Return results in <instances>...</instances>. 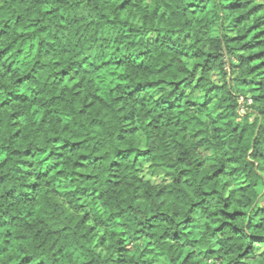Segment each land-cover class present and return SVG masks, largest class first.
<instances>
[{"label":"trees","instance_id":"16d2710c","mask_svg":"<svg viewBox=\"0 0 264 264\" xmlns=\"http://www.w3.org/2000/svg\"><path fill=\"white\" fill-rule=\"evenodd\" d=\"M162 256L264 264V0H0V264Z\"/></svg>","mask_w":264,"mask_h":264},{"label":"rangeland","instance_id":"374dc122","mask_svg":"<svg viewBox=\"0 0 264 264\" xmlns=\"http://www.w3.org/2000/svg\"><path fill=\"white\" fill-rule=\"evenodd\" d=\"M242 109H243V107H242ZM242 109H241V112H242ZM141 174H142L144 179H148L153 183H157V182H160L161 180H163V176L160 173H153V172L149 171L146 168V165L142 169ZM161 258H162L161 264H167L165 258L163 256Z\"/></svg>","mask_w":264,"mask_h":264}]
</instances>
